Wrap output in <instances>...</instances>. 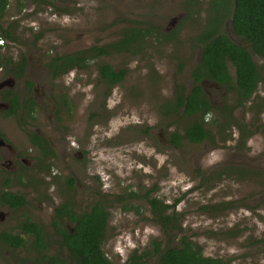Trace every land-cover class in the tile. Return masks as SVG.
I'll return each mask as SVG.
<instances>
[{"label":"rangeland","instance_id":"obj_1","mask_svg":"<svg viewBox=\"0 0 264 264\" xmlns=\"http://www.w3.org/2000/svg\"><path fill=\"white\" fill-rule=\"evenodd\" d=\"M214 9V0L10 1L2 27L12 38L0 49L5 75L15 57L45 64L116 42L128 27L154 32L129 52L92 59L53 83L46 76L35 87L39 101L50 94L53 101L43 112L38 107L30 125L53 140L56 155L19 152L27 166L18 160L16 173L8 163L0 167V197L8 191L27 201L18 209L0 201V264H72L57 227L73 225L56 210L68 204L83 213L99 202L110 212L103 251L112 264H128L133 256L140 264H160L156 243L164 250L179 245L183 235L206 256L264 264V84L240 106L235 91L204 82L213 109L202 143L184 139L174 146L170 135H184L200 117L164 111L182 89L188 94L193 87L197 37L212 27ZM224 23L230 39L245 46L231 21ZM254 60L264 76V59ZM102 63L126 70L124 81L107 85L99 74ZM8 116L0 114V129L24 148L19 114ZM155 198L171 206L168 213L183 215L181 234H166L156 223L149 203ZM27 222L43 229L42 245L34 236H25L22 247L4 242L2 235L22 234Z\"/></svg>","mask_w":264,"mask_h":264},{"label":"trees","instance_id":"obj_2","mask_svg":"<svg viewBox=\"0 0 264 264\" xmlns=\"http://www.w3.org/2000/svg\"><path fill=\"white\" fill-rule=\"evenodd\" d=\"M10 1L0 0V39L12 38V35L2 27V20ZM214 4L212 27L197 37L200 62L192 71L193 87L188 94L182 89L175 103L164 105L166 114L200 117L191 124L184 135L178 133L170 135L174 146L181 145L184 139L192 143H202L208 139L209 131L205 118L213 108L205 96L204 82H215L235 91L240 106L252 99L259 85L264 84V76L254 60L255 56L264 59V0H214ZM224 20L231 21L234 33L245 41V46L233 42L224 32ZM153 32L148 28L128 27L123 30L118 41L53 57L48 63V68L56 78L73 69L81 70L86 68L92 59L108 57L114 52H129L145 42ZM165 35L170 37L169 34ZM2 47L0 45V49ZM229 64L235 68V79L230 74ZM99 74L107 85L116 86L124 81L127 71L115 70L109 64L102 63L99 66ZM29 102L30 106L35 107L32 100ZM18 108L19 103L13 106L12 111H18ZM32 140L40 146L44 154H48L44 150V144L52 151L49 143L41 136L34 134ZM74 182L75 180H70L72 186ZM2 202L14 208L26 203L23 197L10 193L2 196ZM149 203L156 223L166 234H181L184 231L181 225L183 215L168 213L171 206L156 198L149 200ZM56 214L61 220H69L73 225L72 230L64 225L57 227L70 263L112 264L103 251L110 219L109 210L102 206L90 213H76L71 206L65 204L56 210ZM25 236H34L39 245L43 244V229L32 222L23 226L22 234L2 235V239L15 247H22L26 243ZM155 251L159 253L160 264H229V260L206 256L202 247L186 235H183L179 245L164 250H160V244L156 243ZM139 258L133 256L128 264H140Z\"/></svg>","mask_w":264,"mask_h":264},{"label":"flooded vegetation","instance_id":"obj_3","mask_svg":"<svg viewBox=\"0 0 264 264\" xmlns=\"http://www.w3.org/2000/svg\"><path fill=\"white\" fill-rule=\"evenodd\" d=\"M5 43H6V39H5ZM51 58L53 57H50L47 60V62L44 64L42 60L34 61L31 57H22V58H19L18 60L15 57L12 59V62H9L8 64L10 67V71L8 75H5L4 72L0 73V114L7 116L5 120H9L8 115L14 116L16 114H19V120L16 121V124L20 126V128L24 131L25 135L27 136V146H25L24 148H20L19 146H17L11 141V139L6 134V132L3 131V129H0V167L3 168L7 166V163H8L9 164L8 167L11 165V168H12L11 172L13 173L17 172V168L19 164L17 163L18 160L22 162L25 166L28 165V161L25 158L20 157L19 152H41L42 156L47 157V158L53 157L56 155L55 154L56 150L54 148L53 140L50 137L47 138L43 136L42 134L39 133V131L33 132L32 126L30 125L31 121H33L34 119L35 113H38V107L41 106V112H43L44 110H46L48 103L53 101V97L51 94L49 98L50 100H45L43 98L42 101H39L38 100L39 97L35 92V87L46 76H49L50 81L53 83V82H56L59 78L65 75H68L72 71L78 70V69L70 70L68 73H65L56 78L53 76V74L48 68V63L50 62ZM30 68H33V69L31 70ZM19 82H21V90L17 91V84ZM211 83H215V82H211ZM215 84L221 86L218 83H215ZM29 85L31 86L29 87ZM47 88H49L50 90H53V85L49 84L47 85ZM30 100L34 102L35 107H32L29 105ZM18 103H19L18 111H15V112L12 111L13 106ZM65 104H66V100L64 101V105ZM58 111L59 110H57L55 107L53 109L52 115H55V114L57 115ZM27 132H30V133L27 134ZM34 134H37L41 136L43 139H45L51 146L52 151H50L47 145L44 144V150L48 152V154H44L41 151L40 146L33 142L32 138ZM50 152H53V154ZM74 185H75V182H74ZM5 193L15 194V195H19L23 197L20 194L5 191L1 194V197H0V201L3 205H6L2 202V196ZM26 205H27V201L23 206L18 207V208H22ZM6 206H9V205H6ZM102 206L106 209V207L99 202L95 204L94 206H92L90 210L85 211L83 213H90L93 209L97 207H102ZM11 208H14V207H11ZM18 208H14V209H18Z\"/></svg>","mask_w":264,"mask_h":264},{"label":"built area","instance_id":"obj_4","mask_svg":"<svg viewBox=\"0 0 264 264\" xmlns=\"http://www.w3.org/2000/svg\"><path fill=\"white\" fill-rule=\"evenodd\" d=\"M4 43H5V39L4 38L0 39V45L2 46V44Z\"/></svg>","mask_w":264,"mask_h":264}]
</instances>
